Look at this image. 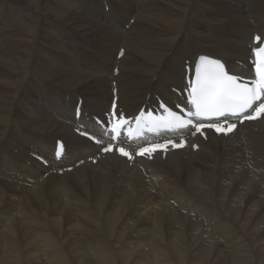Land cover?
I'll list each match as a JSON object with an SVG mask.
<instances>
[{
	"label": "bare ground",
	"instance_id": "1",
	"mask_svg": "<svg viewBox=\"0 0 264 264\" xmlns=\"http://www.w3.org/2000/svg\"><path fill=\"white\" fill-rule=\"evenodd\" d=\"M257 35L261 44L264 0H0V264H71L65 249L107 234L123 237V248L115 244L126 264H264L253 235L264 232V117L228 135L123 138L134 151L188 142L133 160L77 132L113 143L96 121L106 122L115 99L125 118L160 100L185 104L201 56L254 77ZM109 171L122 181L110 183ZM182 185L203 197L214 190L228 222L210 208L190 219L189 204L206 203L176 199ZM103 248L96 262L121 264Z\"/></svg>",
	"mask_w": 264,
	"mask_h": 264
},
{
	"label": "snow or ice",
	"instance_id": "2",
	"mask_svg": "<svg viewBox=\"0 0 264 264\" xmlns=\"http://www.w3.org/2000/svg\"><path fill=\"white\" fill-rule=\"evenodd\" d=\"M255 41L260 42L261 37L257 35ZM256 59L253 61L255 68V79L246 82L243 78L230 75L224 64L217 59L207 56L199 57L194 69V78L189 80L188 103L191 105L185 116L167 108L163 103L164 114L154 115L153 112L145 113L143 110L134 118H125L121 113L117 115L114 110L106 122L97 120L100 125L101 134L107 136L110 141L122 142L123 138L128 140L143 138L144 129L153 133L161 130L178 131L181 129H192V135L204 134L205 129L214 130L218 134L228 135L237 128L236 122H229V117H236L239 123L252 121L264 117V45L252 49ZM123 55V50H121ZM115 108V105L113 106ZM79 109L77 116L79 117ZM194 118V119H193ZM135 127H131L132 120ZM77 132L101 145L104 152H112L115 148L120 155L133 160V155L124 147H115L113 143L106 146L102 140L90 135L87 130ZM171 144L173 148L185 145L183 139L177 144L168 140L163 144L152 143L140 147L136 155L151 158L152 153L158 149H166ZM192 147H197L193 145ZM63 151L62 142L57 143L55 156L60 158Z\"/></svg>",
	"mask_w": 264,
	"mask_h": 264
},
{
	"label": "rangeland",
	"instance_id": "3",
	"mask_svg": "<svg viewBox=\"0 0 264 264\" xmlns=\"http://www.w3.org/2000/svg\"><path fill=\"white\" fill-rule=\"evenodd\" d=\"M258 43H256V45H257ZM50 81V80H49ZM44 87H46V88H48L49 86H44ZM94 162H96L95 160H93ZM110 172V171H109ZM116 171H111L110 173H111V175L112 176H110V183H112V182H116V181H122V179H121V177H123V176H121V174L120 173H118V172H116ZM134 174H138L139 172H141L140 174L141 175H143L144 173L142 172V170L141 171H132ZM118 176V177H117ZM112 177L114 178L115 177V179H112ZM117 177V178H116ZM114 180V181H113ZM147 180V179H146ZM175 182H177V179L175 178ZM185 185H182V186H180V188L178 189V191H182V192H179L176 196H178V197H176V199H180V200H188V202L189 201H195V202H202V203H206V207H204V206H202V205H200V204H189L190 205V207H191V210H190V219H192V220H195L196 221V218L197 219H204L205 217L202 215L203 213H204V211H205V208L208 210L209 208V210H214V213H215V211H217L216 212V215L217 216H219L220 218L221 217H223V219L225 220V221H227V212H224L225 210H224V208H223V206L221 205V207L219 208V206H220V201H219V195H217L216 194V192L213 190V196H215L214 197V199H213V196L212 197H203L202 196V194H200V193H198V191L196 190V192H195V188H193V187H184ZM187 188V189H186ZM192 188V189H191ZM185 191H183V190ZM187 191V192H186ZM192 191V192H191ZM252 191V190H251ZM184 193V194H183ZM198 194L199 195V197L200 198H198V197H196V194ZM180 195V196H179ZM216 195H217V197H216ZM182 196V197H181ZM202 196V197H201ZM186 197V198H185ZM188 198V199H187ZM203 200H202V199ZM209 198V199H208ZM216 198H218V199H216ZM33 199L34 198H32V197H30L29 199H27L26 200V202L24 201V200H17L15 203H13V204H15L16 206H18L20 203H22V204H20V206L21 205H25V204H27V201H29L30 203L33 201ZM22 201V202H21ZM215 201V203L213 204V205H211V202H214ZM20 202V203H19ZM209 202H210V204H209ZM17 203H19V204H17ZM227 203V202H226ZM197 205H199V206H197ZM20 206H18L19 208H23L22 206L20 207ZM176 206H179V204L178 205H176ZM194 207V208H193ZM17 208V207H16ZM19 208H17L18 209V211H19ZM46 208L47 209H50V205L48 204L47 206H46ZM213 208V209H212ZM20 209V210H21ZM180 209V208H179ZM216 209V210H215ZM181 210H183L182 208H181ZM222 210V211H221ZM12 211V210H11ZM200 211V212H199ZM203 211V212H202ZM12 213H13V211H12ZM202 213V214H201ZM214 213H212L213 215H215ZM226 213V214H225ZM202 215V216H201ZM193 216V217H192ZM196 216V217H195ZM225 217V218H224ZM228 222V221H227ZM110 234V233H109ZM253 235H255V237H257V238H259L258 240L259 241H257V242H260L261 240V242L260 243H258L255 247H256V249L258 250V251H261L262 253H263V258H264V251H263V249H264V246L262 247V244H264V232H262V233H255V234H253ZM259 237H258V236ZM133 236H136V235H133ZM263 236V237H262ZM103 237H104V240H103ZM103 237H97V238H95L93 241H94V243H93V245H91V246H79V247H77V248H74V247H72V249L70 248V247H68L67 249H65L64 250V252L70 257V259H71V264H100L99 262H96V261H99L98 260V256H97V250H102V248L103 249H107L109 252H111V253H113V257H115L116 256V260L119 262V263H121V264H126L127 263V257L125 258V257H122L119 253H117L120 249H121V247L120 248H117V246L118 245H122V248L125 246V243L123 242V237H121L120 235H118V236H116L115 238L113 237V238H109L110 237V235H104ZM118 237V238H117ZM201 236H199L198 238H200ZM108 238V239H107ZM201 238H203V237H201ZM97 239V240H96ZM99 239H102L103 241H105L106 240V245H105V242H100L101 240H99ZM114 239V240H113ZM117 240H119V242L117 241ZM198 240H202V239H198ZM109 241V242H108ZM116 241V242H115ZM96 242V243H95ZM107 242H108V244H107ZM113 242V243H112ZM122 242H123V244H122ZM233 242H234V245L236 246L238 243H239V241H238V243L237 244H235V241L233 240ZM246 242H247V248L248 249H251V246H249V244H248V241L246 240ZM115 243H120V244H115ZM199 242H197V245H202V241H200V243L198 244ZM219 243V242H218ZM96 244V245H95ZM110 244V245H109ZM111 244H112V246H111ZM113 244H114V246H113ZM169 244H171V243H169ZM116 245V246H115ZM124 245V246H123ZM172 245V244H171ZM219 245H221L220 243H219ZM93 246V247H92ZM96 246V247H95ZM100 246V247H99ZM112 247V248H110V247ZM84 247H85V249H84ZM108 247H109V249H108ZM119 247V246H118ZM179 247V246H178ZM96 248V249H95ZM116 250H115V249ZM181 248V247H180ZM261 248V249H260ZM113 249V250H112ZM112 250V251H111ZM115 250V251H114ZM187 250V249H186ZM91 253H90V252ZM138 251H140V252H138ZM90 254H89V253ZM137 253H142V251L141 250H137V252L136 253H134V254H132L131 256H133V255H135V254H137ZM73 254H79L82 258H84V260H83V262H81V263H79V262H77V260H75V258H73ZM115 254V255H114ZM87 255V256H86ZM119 255V256H118ZM94 256V257H93ZM122 257V259H121V257ZM125 258V259H124ZM94 259V260H93ZM120 260V261H119ZM124 260V261H123ZM137 262H139V263H142L143 262V260L142 261H136V263ZM263 262V261H262ZM136 263H134V264H136ZM254 264H256V260H254Z\"/></svg>",
	"mask_w": 264,
	"mask_h": 264
}]
</instances>
